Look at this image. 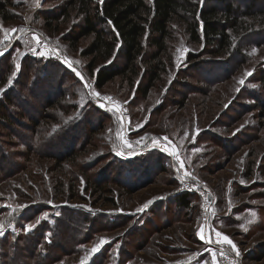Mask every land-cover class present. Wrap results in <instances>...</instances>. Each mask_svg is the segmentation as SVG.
I'll return each mask as SVG.
<instances>
[{"label":"rangeland","instance_id":"1","mask_svg":"<svg viewBox=\"0 0 264 264\" xmlns=\"http://www.w3.org/2000/svg\"><path fill=\"white\" fill-rule=\"evenodd\" d=\"M66 1L40 0L37 8L35 0H11L13 19H0V26L24 28L25 32L16 33L24 40L33 35L48 40L63 57L79 61L74 67L92 83L86 71L89 58L80 56L87 38L75 47L71 45L80 18L67 9L51 28H45L43 19L62 12ZM233 2L243 11L252 3L257 12H264V0ZM263 31L258 30L249 40L235 39L234 48L240 55H213L202 44L191 43L182 19L175 18L162 56L165 71L146 98L136 93L138 78L132 83L116 78L102 89L94 86L127 109V118L120 121L91 103L86 88L65 64L33 56L21 40L14 39L0 56V71L11 68L0 86L6 89L0 93V117L4 113L11 120L25 112L39 120L40 127L34 134L31 127L14 125L9 128L14 139L8 136V129L0 127V154L4 157L0 164V221L6 229L0 238L26 233L27 224L34 225L31 231L36 230L43 222L59 218L64 208H71L87 214L90 220L87 241L67 255L63 252L67 248L58 251V260L50 264H80L100 237L112 240L98 256H92L93 264H210L206 248L219 252L220 246L206 245L196 235L201 225L208 235L209 223L236 244L240 256L230 253L237 264H264ZM253 48L257 51L250 55ZM17 50L27 54L18 56ZM16 63H20V70L7 86ZM215 64L213 73L205 71ZM246 72L251 75L246 76ZM46 98L53 107H47ZM85 101L88 103L81 108ZM88 115L92 116L91 125L82 126ZM129 120L133 126L143 127L132 130ZM118 128L130 141L147 138L133 145L136 155H115ZM197 128L200 131L193 139ZM186 132L188 138L184 139ZM164 136L173 141L185 163L184 170L195 175L199 184L191 180L182 183L176 172L178 163L154 148L151 138ZM70 156L73 161L63 160ZM91 181L98 187L91 186ZM186 184L191 191H185ZM200 192H211L210 201ZM183 193L191 194L187 207L176 201ZM147 201H153L148 209L130 215ZM17 205L27 207L9 216ZM117 209L129 214H110ZM212 236L214 239V233Z\"/></svg>","mask_w":264,"mask_h":264},{"label":"trees","instance_id":"2","mask_svg":"<svg viewBox=\"0 0 264 264\" xmlns=\"http://www.w3.org/2000/svg\"><path fill=\"white\" fill-rule=\"evenodd\" d=\"M12 6L11 0H0L2 21L13 19ZM67 9L80 18L71 45L75 47L80 39L87 38L80 56L89 58L86 71L93 79L95 88L102 89L116 78L130 80L131 83L133 78H138L135 89L142 98H146L165 71L162 56L166 53V40L175 18L182 19L191 43L202 44L204 48L211 49L213 55H240L239 50L234 48L235 39L249 40V37L258 34V30L261 33L264 30V12H257L252 3L243 11L234 5L233 0H203V4L200 0H103L102 3L101 0H67L62 12L50 19H43L45 28H51L52 23ZM215 68L217 64L205 68V71L209 73ZM46 69L45 66L43 71ZM9 70L10 67L7 71H0V86L5 84L4 74L8 75ZM34 84L39 88L37 82ZM44 102L48 108L54 106L47 98ZM2 116L0 127L8 129L7 134L12 139L16 136L11 134L12 129L9 128L14 125L31 127L34 134L40 127L39 120L25 112L11 120L4 113ZM91 117L88 115L87 119H83L82 126L89 127ZM51 159L57 160L55 157ZM72 159L70 156L63 160L70 162ZM3 161V154H0V164ZM2 174L0 167V176ZM91 186L98 187L96 181H91ZM190 195L183 193L177 196V204L187 207ZM20 221L15 220L17 223ZM89 221L87 214L64 208L59 218H54L53 222H43L36 230L15 237L7 234L0 238V264H50L58 260V251L67 248L63 251L67 255V251H74L77 245L87 241L85 236ZM94 257L89 264L94 263Z\"/></svg>","mask_w":264,"mask_h":264},{"label":"snow or ice","instance_id":"3","mask_svg":"<svg viewBox=\"0 0 264 264\" xmlns=\"http://www.w3.org/2000/svg\"><path fill=\"white\" fill-rule=\"evenodd\" d=\"M103 2V0H101V3ZM201 4H203V0H200ZM40 0H35V7H40ZM109 23H111V21H109ZM0 32H2V36H0V56L4 55V52L7 48V46L9 44H11L13 42V40H21V42L23 43V45L28 49V53H30L33 56H36L38 58H42L44 60H48V59H52V58H57L60 59L59 54H58V50L49 45L47 43L46 40H41L40 36L37 35H33L32 38L30 40H24L22 39V37L17 36L16 33L20 32L23 33L25 32L24 28H13V29H8V28H3L2 26H0ZM188 51V49H183V52L186 54ZM256 49L253 48L252 52L249 53L250 55L255 54L256 53ZM177 52H180V49H177ZM27 53H23L20 50H17V55L18 56H23L26 55ZM61 63L65 64L66 67L68 69H70L73 73H75V75L79 78V81L83 84V86L85 88L90 89L89 92V100L91 101V103L95 104L96 107H98L99 109H102L108 113H110L113 117L116 118L117 121H120L122 119H126L127 117L125 116V113L127 112L126 108H123V105L121 104V102L116 101L113 97L111 96H107V95H102L100 92L96 91L94 86L89 82L88 78H86L85 76L82 75L81 72H79L74 65L78 64L79 61H73L71 59H69L67 56H64L63 59L61 60ZM179 62L177 63V67H179ZM20 63H16L15 64V71H13L11 77L8 79L7 81V86H11L13 83L14 78L16 77L17 73L20 70ZM245 75H251V73L246 72ZM239 83L241 85L244 84V79H241L239 81ZM6 89H0V93H3ZM107 102V103H106ZM88 103V101H85L84 103H82L80 105L81 108H84L86 106V104ZM129 103V101H124L123 104H127ZM111 105V106H109ZM71 119V118H69ZM146 122V121H145ZM128 127L132 130H138L140 127H143V124H137L135 126H133L131 124V121L129 120V124ZM109 131H111V129H109ZM200 130L197 128L195 129L194 133H193V139L195 134H198ZM116 137L117 140L119 141L118 144H114L113 148L115 151V155L119 156L121 158H130L131 156L136 155V150L133 147L134 144H139L140 141L147 139L144 136L140 137V140L137 141H130L128 139L125 138V133L123 132L122 128H118L117 132H116ZM188 138V133L186 132L184 134V139ZM160 140V143L157 144L156 141ZM152 144L154 146V148H156V150H159L163 153H165L168 156H171L174 158L175 162L178 163V167L176 168V172L178 174V178L181 180V182L183 183L185 180H191L194 182H197V184H199L198 178L193 175L191 172L184 170L185 169V163L184 161L181 159V156L179 154V152L176 150V146H174L173 141H171L169 139V137L164 136L163 138H158V137H152ZM183 145V140L180 141V146L182 147ZM196 152H199L200 149L197 148L195 149ZM188 164H191V158H188ZM182 172V175H180V173ZM241 183H243V181H241ZM201 197L206 200V201H210V199L212 198V194L211 192L208 193V195H205L204 192H200ZM153 201H147L145 202L141 207H138L135 209V211L133 213H130V215H136L139 213H143L146 209H148V207L150 206V204ZM49 204L52 203V201H48ZM3 207H11L10 205H3ZM27 205H17L16 208L12 209L11 212L8 213L9 216L12 215L13 212H17L18 210H22L24 208H26ZM231 207V205H230ZM126 214L128 215L129 213H124L123 209H117L115 213H110V214ZM57 215H59V213H57ZM212 215L214 216L215 213L213 212ZM251 215L253 217L256 216V213L253 211L251 213ZM45 217H47V214H45ZM252 220H249L248 223H252ZM34 227L33 224H27L24 226V231L28 232L31 231L32 228ZM241 227H244V225L242 224ZM5 224L3 221H0V236L5 234ZM245 230H247L245 228ZM212 233H214V239L212 236ZM196 235L199 237V239L201 241H203L206 245L209 244H215V245H219L220 249L219 252H217L216 250L212 249V248H206V251H208L210 253V264H219V258H223V259H228L229 260V264H235V261L233 259H231L229 257V252L234 253L235 257H239L240 256V252L239 249L237 248L236 244L232 241V239L229 238V236L223 234L220 231L215 230L214 227L211 226V224L209 223L208 225V235H205V232L203 230V225H201L200 229L197 231ZM112 238H107V237H100L98 239V242H96L92 248L90 250H88L84 257L80 260V264H89V261L91 259V257L93 255H95L96 253H98L99 251H101V249L103 248L104 245L106 244H110L111 243ZM226 246H227V251H226ZM204 264H209V261H205Z\"/></svg>","mask_w":264,"mask_h":264},{"label":"built area","instance_id":"4","mask_svg":"<svg viewBox=\"0 0 264 264\" xmlns=\"http://www.w3.org/2000/svg\"><path fill=\"white\" fill-rule=\"evenodd\" d=\"M43 40H44V39H43ZM46 41H47V43H48L49 45H51V44L48 42V40H46ZM58 54H59L60 59H57V58H52V59L61 62V60L63 59V56H62L59 52H58ZM89 82H90V81H89ZM90 83H91V82H90ZM91 84L94 86V82H92ZM89 92H90V89L86 88V93H87V95H88V98H89ZM102 95H105V94H102ZM107 96H109V95H107ZM106 103H107V102H106ZM109 106H111V105H109ZM125 116L127 117V114H126V113H125ZM188 186H190V185L186 184L185 191H191V190H192V187H191V186L188 187ZM211 246H212V245H211ZM214 247H216V246H214ZM219 249H220V247H217V250H218V251H219ZM226 251H227V250H226ZM229 257L235 261V264H237L236 259L232 256V254H231L230 252H229ZM219 259H220V264H229V260H228V259H223V258H219Z\"/></svg>","mask_w":264,"mask_h":264}]
</instances>
